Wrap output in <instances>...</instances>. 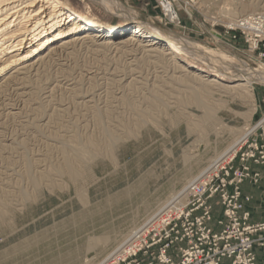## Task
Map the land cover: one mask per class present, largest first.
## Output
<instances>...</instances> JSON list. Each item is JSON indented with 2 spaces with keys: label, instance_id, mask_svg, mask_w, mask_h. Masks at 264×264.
I'll use <instances>...</instances> for the list:
<instances>
[{
  "label": "rangeland",
  "instance_id": "374dc122",
  "mask_svg": "<svg viewBox=\"0 0 264 264\" xmlns=\"http://www.w3.org/2000/svg\"><path fill=\"white\" fill-rule=\"evenodd\" d=\"M69 1L90 17L119 20L117 14L95 1ZM117 1L133 10L137 20L154 25L181 42L222 51L250 69L264 66V43L258 42L253 50L249 47V36L256 32L248 33L232 24L237 18L264 17V0ZM164 2L171 3L176 20L169 19ZM248 3H252V8L243 7ZM259 33L264 34L262 25ZM127 37V33L121 36ZM133 43L105 46L88 42L68 47L59 60L28 74L20 73L17 84L1 88L0 190L8 196L4 197L0 220V264L100 263L239 138L247 126L255 127L235 148L229 175L223 173L220 177L229 182L236 169L247 174L237 186L234 180L226 183L224 190L234 195L237 187L240 213H248L249 224L264 223L249 222L246 204L251 198L241 189L245 181L253 186L264 178V85L251 84L252 105L234 90L223 88L237 81H221L203 89L202 84L209 83L211 77H202L200 83L185 71L172 72L163 61L156 60L157 53ZM251 45L255 46L253 41ZM92 105L106 110L110 115L105 123L111 122L118 129V140L110 148L101 142L102 132L97 128L101 125L93 124L91 115L96 110ZM143 111L148 117L147 125L138 122ZM90 138L96 143L93 146ZM247 153L251 156L242 160ZM65 156L80 172L77 179L59 170ZM33 174L43 178L37 185L32 181ZM207 202L212 215L207 226L219 232L226 224L221 195L215 193ZM200 212L196 210L193 215ZM259 232L251 234L257 245L264 238L254 237ZM97 238L104 241L87 246L88 241ZM25 240L32 244L19 248ZM185 245L183 241L174 242L165 253L177 261L179 247ZM160 247L161 243L156 244L147 249V254L140 251L136 256L143 259V264L147 260L158 264ZM131 253L116 264H126L134 257Z\"/></svg>",
  "mask_w": 264,
  "mask_h": 264
},
{
  "label": "bare ground",
  "instance_id": "6f19581e",
  "mask_svg": "<svg viewBox=\"0 0 264 264\" xmlns=\"http://www.w3.org/2000/svg\"><path fill=\"white\" fill-rule=\"evenodd\" d=\"M92 1H95L97 4L102 5L103 7L111 11L112 13L117 14L119 16V20H117L116 22H110L109 20H100L99 18L90 17L85 12H82L76 9L69 0H0V90L2 87L3 88L7 87L8 89L9 86H13L17 84L18 81H20V77L18 76V74L20 73L28 74L29 72L33 70H38V67L42 65H45V64L47 65L51 63L52 60H59L60 59L59 56L61 55V53H63L64 49L68 47H71V46L73 47L74 45H77V44L81 45L83 43H88V42L94 43V45L95 43H98L99 45H105V46H108V45L125 46L129 43L135 42L137 47L139 46V47H142L143 49L149 48L147 49L149 52L157 53L158 58L156 60L161 61V62L163 61L164 64L167 66V68L169 67V69H171L172 72H175L176 70L185 71L188 73L186 75H188L189 78L191 77V79H197L200 81V83L202 82V77H205V78L211 77V78H208L209 83L206 82V80L205 82L207 84L206 83L204 84L202 82L203 83L202 87H204L203 89L212 88V85H216L217 83L221 81H227V80L237 81L234 85L230 87L224 86L222 84L223 88H225V90H228V91L234 90V92H236L238 95H240L246 101L250 102L253 105V93H252L251 84L256 82V83H261L264 85V66L260 68L250 69L245 64L240 62L237 58L233 56H229L228 54L222 51L217 52L213 50L212 48L205 47L201 44L193 43L189 41L182 40L181 42L179 38L172 37V35L168 34L167 32H162V30H160L156 26L151 25V24H146L144 22L137 20V14L133 10L124 6L122 3H120L117 0H92ZM250 6H252V3L243 5V7L246 9H248ZM163 7H164L166 14L169 16V19H172V20L177 19V15H175V13L172 11L171 3L167 2L164 4ZM246 20H249V17L233 19L232 24H235L237 26L242 27L245 30H248L247 31L248 33L249 32L259 33V28L261 27L260 22L254 25L252 21H246ZM125 32L127 33L128 37L126 39H122L121 36L122 34H126ZM253 44L256 45L255 40H253ZM162 67L164 68V65ZM21 71H24V72H21ZM13 73H16V74H13ZM196 75H199V76H196ZM0 92H3V90ZM87 101H90V99ZM79 103L80 102H78V104ZM93 107H94V110H96L97 112L91 115L93 116V124H95L94 122H96L97 125L98 124L101 125V127L99 126L97 127V128H100V132H102L103 141L101 142L103 143V145L105 143V145L108 148H110L115 144L116 140H118V133L116 131L118 129L115 126L110 125L111 122L109 124L105 123V118L106 117L108 118V115H110L106 110H104L105 111L104 112L103 110L100 111L99 109H95V106ZM87 109H90V108H87ZM137 115H140V113ZM146 115L147 114H145L144 112L140 117L138 116L139 124L141 125L148 124L149 121L146 124V121L148 118ZM78 117H79V114H78ZM254 127L252 128L251 126L249 127L247 126V128H245V131L243 130L244 132L241 134V136L237 138L225 151L221 152L220 155L217 156L214 160H212L209 165L207 164L208 166L205 167L204 170L198 176H196L195 178H191L192 180L188 182L186 186H184L182 189L174 193L175 195L173 197L170 196L171 198L167 202H165L163 206H161L158 210L156 209L157 211L155 213H153L151 216L145 219V221L140 226L136 227L135 230H133L128 235V237L125 239V241L121 245L116 247L111 253H108V255L103 259V261H101L98 264H116V262L120 258H124L125 256H127L129 252H132L134 250L133 243L135 242L136 245H139L142 242L140 237L143 236L144 233L147 231L148 227H150L151 224L157 220V217L160 216L165 209H169L171 207L172 210H176L182 207L183 205H185V203L187 202V196H188V193H187L188 186L192 184L193 181H195L197 178L201 177L204 173H206L209 169H211V167L215 163L221 160H223V163L228 161L226 156L228 154L231 156L234 154L235 148L241 142H243V140H245L248 134L253 131ZM93 139L90 138L91 141H89L92 143V146L93 144H96ZM63 153H64V150H63ZM64 159H65V163L61 167H59V170H61L63 173H68L71 178L77 179L80 175V172H78V170L74 167L73 163L68 157L65 156ZM29 171H32V170H29ZM40 173L42 172H39L37 174H40ZM33 175L34 176H32L33 177L32 181L34 182V184L37 185L40 182V180L43 178L41 175H36V174H33ZM3 191L0 190V220L2 219V216H3V211H2V207L4 205L3 200H4V197L8 196V195L6 196L5 193L3 194L2 193ZM24 194L25 193H22V195ZM133 239L135 240L133 241ZM33 241L37 242V240L35 239ZM103 241L104 240L101 238L93 239V240L88 241L87 246L90 247L98 242H103ZM29 242L28 241L26 242L25 240V243H21L20 246L18 247L22 249H26L28 248L29 245L32 244L31 242L30 243ZM5 253L7 252L5 251Z\"/></svg>",
  "mask_w": 264,
  "mask_h": 264
},
{
  "label": "built area",
  "instance_id": "2783aa9c",
  "mask_svg": "<svg viewBox=\"0 0 264 264\" xmlns=\"http://www.w3.org/2000/svg\"><path fill=\"white\" fill-rule=\"evenodd\" d=\"M250 20L253 24L260 22L262 28H264V17L262 15L249 17V20L246 21ZM253 40H255L256 47L258 42L264 43V35L253 33L252 36H249V47L252 50L255 49L251 45ZM262 55H264V52ZM235 152L232 156L229 154L226 156L228 161L223 163V160H221L215 163L211 169L188 186L185 205L176 210H172L171 207L165 209L157 217V220L140 237L142 242L139 245L133 243L134 250L131 254L134 257L129 259L126 264H143V259L136 256L137 252L142 251L147 254V249L160 243V253L156 257L158 264H220L222 258L229 259L230 264H257L253 252L254 239L251 234L263 230L264 223L249 224L247 222L248 213H240L242 205L237 201L239 195L237 187H235L234 195H229L224 190L226 183L230 184L234 180L237 186L247 174L236 169L233 178L229 182L226 181L225 177H220L223 173L225 176L229 175L230 163ZM248 155L250 154H245L246 158L243 157L242 160L248 159ZM254 161L257 162L256 159ZM253 177L256 181L258 175L255 174ZM215 193L221 195L222 203L225 206L226 224L219 232H214L207 226V222L212 218L211 206L207 200ZM196 210H200V214L193 215ZM182 241L186 245L179 247V259L173 261L166 255V248L174 242L181 243ZM258 244L263 245V242L260 240ZM147 264L156 263L147 260Z\"/></svg>",
  "mask_w": 264,
  "mask_h": 264
},
{
  "label": "crops",
  "instance_id": "0c3cea01",
  "mask_svg": "<svg viewBox=\"0 0 264 264\" xmlns=\"http://www.w3.org/2000/svg\"><path fill=\"white\" fill-rule=\"evenodd\" d=\"M252 168L256 166L252 165ZM242 192L250 195V201L246 204V208L250 213V223H260L264 221V178H262L257 185L251 186L247 181L241 184ZM254 237H264V230L255 234ZM263 245L254 244L253 250L256 255L258 264L264 262V238ZM221 264H229L228 259H222Z\"/></svg>",
  "mask_w": 264,
  "mask_h": 264
}]
</instances>
